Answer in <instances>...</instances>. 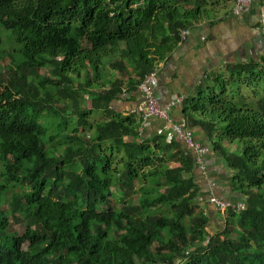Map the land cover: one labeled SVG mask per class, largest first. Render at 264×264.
Instances as JSON below:
<instances>
[{
  "label": "trees",
  "instance_id": "trees-1",
  "mask_svg": "<svg viewBox=\"0 0 264 264\" xmlns=\"http://www.w3.org/2000/svg\"><path fill=\"white\" fill-rule=\"evenodd\" d=\"M230 3L0 0V264H264V57L181 102L184 128L240 150L221 157L245 210L213 235L191 153L111 108Z\"/></svg>",
  "mask_w": 264,
  "mask_h": 264
},
{
  "label": "crops",
  "instance_id": "crops-1",
  "mask_svg": "<svg viewBox=\"0 0 264 264\" xmlns=\"http://www.w3.org/2000/svg\"><path fill=\"white\" fill-rule=\"evenodd\" d=\"M231 8L232 3L223 18L209 17L207 21L189 30L183 43L158 66L154 96L160 106L164 107L176 97L181 98L182 102L192 96L207 74H217L227 64L246 62L250 58L261 56L264 40L258 31L259 3L253 2L239 17L231 14ZM139 101L138 92L132 96L120 95L111 103V108L126 115ZM169 116L173 124L185 126L181 103L172 107ZM162 127L163 123L156 119H150L142 126L145 137ZM189 131L196 143L207 148V154L203 157V169L195 166L192 176L198 190L195 201L197 211L206 218L207 233L213 235L222 231L225 219L207 204V200L214 197L230 202L243 201L231 180L232 172L221 157V153H235L239 147L235 143L222 142L221 147L215 150L198 128ZM181 145L184 148L182 143Z\"/></svg>",
  "mask_w": 264,
  "mask_h": 264
},
{
  "label": "built area",
  "instance_id": "built-area-1",
  "mask_svg": "<svg viewBox=\"0 0 264 264\" xmlns=\"http://www.w3.org/2000/svg\"><path fill=\"white\" fill-rule=\"evenodd\" d=\"M232 8L231 14L234 17H239L244 14L253 2L259 3V20L258 31L264 40V0H231ZM189 31H182L180 33L181 40L184 41ZM264 57V51L261 54ZM157 86L156 71L146 75L137 87L140 97L138 105L130 111V114L137 115L141 119L142 126L150 119H156L163 123V127L158 130V133L168 131V138L171 137L179 140L183 145L185 152L192 154L195 166L203 169V157L207 154V148L196 143L191 132L184 128L183 125L173 124L169 113L172 107L181 103V98H174L164 107L160 106L157 98L154 96V89ZM124 95V92L122 93ZM140 128V132L142 131ZM207 204L214 208L219 213L227 214L228 211L233 213H240L245 210V202H230L210 197Z\"/></svg>",
  "mask_w": 264,
  "mask_h": 264
},
{
  "label": "rangeland",
  "instance_id": "rangeland-1",
  "mask_svg": "<svg viewBox=\"0 0 264 264\" xmlns=\"http://www.w3.org/2000/svg\"><path fill=\"white\" fill-rule=\"evenodd\" d=\"M231 3H232V1H231ZM8 62V61H7ZM6 62V63H7ZM4 64V63H3ZM40 76L41 77H47V71L46 70H41L40 72ZM84 105H85V107L87 108V109H90V101H89V99L87 98V100L85 99V97H84ZM53 105H55V104H53ZM104 119V115H103V113L102 112H92V114L89 116V118H88V121L90 122V123H92V124H94V123H96V122H99V121H101V120H103ZM236 146V145H235ZM237 147V146H236ZM238 148V147H237ZM235 153L236 154H239L240 153V150L239 149H237L236 151H235ZM7 208V205H3L2 206V209H6ZM197 210V209H196ZM225 216H226V214H223V219H225ZM13 229L14 230H16L17 231V233L18 234H21L22 232H23V227H22V225H15L14 227H13Z\"/></svg>",
  "mask_w": 264,
  "mask_h": 264
}]
</instances>
